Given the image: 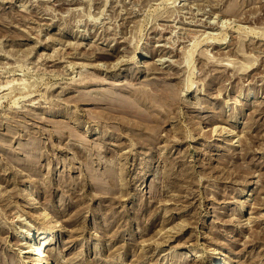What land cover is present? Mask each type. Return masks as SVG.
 <instances>
[{"label":"rangeland","instance_id":"rangeland-1","mask_svg":"<svg viewBox=\"0 0 264 264\" xmlns=\"http://www.w3.org/2000/svg\"><path fill=\"white\" fill-rule=\"evenodd\" d=\"M43 215L53 264H264V0H0V264Z\"/></svg>","mask_w":264,"mask_h":264},{"label":"bare ground","instance_id":"bare-ground-1","mask_svg":"<svg viewBox=\"0 0 264 264\" xmlns=\"http://www.w3.org/2000/svg\"><path fill=\"white\" fill-rule=\"evenodd\" d=\"M116 66V65H115ZM138 67V65L136 66V68ZM28 193H30V191H26L24 194H25V196L28 194ZM27 197V196H26ZM31 205V204H30ZM42 215V214H41ZM44 217H43V220L44 221H42L43 223H42V227H43V232H42V234H40L41 236H40V243L38 244V245H36V246H33V245H29L28 247H26V248H28V251L26 252V253H28V254H30L31 256H34L33 258H32V260L34 261V262H32V264H53V263H51L50 262V258L49 257H46V256H44L43 254L45 253V251H46V249H47V241H48V239L52 236V235H55V234H57V233H60V225L56 222L55 224H53L52 222L54 221V219H53V217H47V216H45V215H43ZM42 218V217H41ZM47 235V237H45L44 235ZM31 235V232H29V230L28 229H26L25 231H24V237L23 238H26L27 239V237H29ZM22 246L24 245V244H21ZM40 257V259L39 258H36V257ZM41 257L43 258V259H45L46 261H43V259H41ZM207 256H205V255H200L199 254V252H196L195 253V257L193 258H191L190 259V261H192L191 263L192 264H197V261L198 260H203V259H205Z\"/></svg>","mask_w":264,"mask_h":264}]
</instances>
